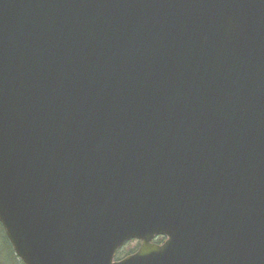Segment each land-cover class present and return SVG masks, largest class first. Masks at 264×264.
Returning <instances> with one entry per match:
<instances>
[{"label":"water","instance_id":"95a60500","mask_svg":"<svg viewBox=\"0 0 264 264\" xmlns=\"http://www.w3.org/2000/svg\"><path fill=\"white\" fill-rule=\"evenodd\" d=\"M0 222L24 264H264V0H0Z\"/></svg>","mask_w":264,"mask_h":264},{"label":"rangeland","instance_id":"374dc122","mask_svg":"<svg viewBox=\"0 0 264 264\" xmlns=\"http://www.w3.org/2000/svg\"><path fill=\"white\" fill-rule=\"evenodd\" d=\"M1 228V227H0ZM137 247V241L131 240L124 244L122 249V255L129 254L131 250H134ZM14 253V254H13ZM20 258L16 256L14 250L9 247L7 241L0 229V264H21Z\"/></svg>","mask_w":264,"mask_h":264},{"label":"trees","instance_id":"16d2710c","mask_svg":"<svg viewBox=\"0 0 264 264\" xmlns=\"http://www.w3.org/2000/svg\"><path fill=\"white\" fill-rule=\"evenodd\" d=\"M0 229H2V233H3V235H4V237H5V239H6V241H7V244L9 245V247L10 248H12V245H11V243L9 242V240H8V238H7V236H6V234H5V232H4V229H3V227H2V225L0 224ZM12 251H13V249H12ZM131 252H133V250H131L130 251V253ZM14 254V253H13ZM123 255H122V251H119L118 253H117V258H120V257H122ZM21 264H23V263H21Z\"/></svg>","mask_w":264,"mask_h":264},{"label":"flooded vegetation","instance_id":"af4514ba","mask_svg":"<svg viewBox=\"0 0 264 264\" xmlns=\"http://www.w3.org/2000/svg\"><path fill=\"white\" fill-rule=\"evenodd\" d=\"M159 238H161V237H159ZM159 238H156V240H158V241H159ZM137 243H139V242H137Z\"/></svg>","mask_w":264,"mask_h":264}]
</instances>
